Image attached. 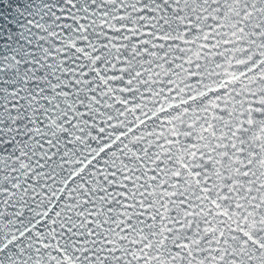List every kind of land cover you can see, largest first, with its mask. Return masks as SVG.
Here are the masks:
<instances>
[{
    "label": "snow or ice",
    "instance_id": "1",
    "mask_svg": "<svg viewBox=\"0 0 264 264\" xmlns=\"http://www.w3.org/2000/svg\"><path fill=\"white\" fill-rule=\"evenodd\" d=\"M0 264H264V0H0Z\"/></svg>",
    "mask_w": 264,
    "mask_h": 264
},
{
    "label": "water",
    "instance_id": "2",
    "mask_svg": "<svg viewBox=\"0 0 264 264\" xmlns=\"http://www.w3.org/2000/svg\"><path fill=\"white\" fill-rule=\"evenodd\" d=\"M17 2V0H13V3ZM19 3L23 4V3H28L29 0H18Z\"/></svg>",
    "mask_w": 264,
    "mask_h": 264
}]
</instances>
